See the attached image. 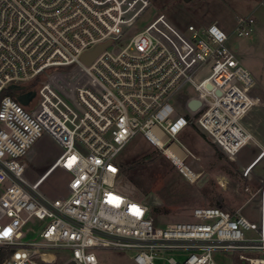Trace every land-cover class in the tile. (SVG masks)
Here are the masks:
<instances>
[{"label": "built area", "instance_id": "1", "mask_svg": "<svg viewBox=\"0 0 264 264\" xmlns=\"http://www.w3.org/2000/svg\"><path fill=\"white\" fill-rule=\"evenodd\" d=\"M151 6L0 0L2 264H53L52 250L72 252L64 264H100L102 249L135 251L136 264H216L215 251L264 264V206L260 222L215 206L161 228L148 203L121 189L119 156L138 136L174 164L167 150L190 125L231 158L258 144L244 125L255 78L232 40L250 36L252 20L240 18L233 34L218 23L183 30L164 13L142 23ZM107 43L87 65L83 56ZM32 92L28 105L18 100ZM45 135L62 150L49 172L68 174L65 197L48 199L43 177L26 178Z\"/></svg>", "mask_w": 264, "mask_h": 264}, {"label": "rangeland", "instance_id": "2", "mask_svg": "<svg viewBox=\"0 0 264 264\" xmlns=\"http://www.w3.org/2000/svg\"><path fill=\"white\" fill-rule=\"evenodd\" d=\"M151 2L142 23L151 20L156 13H164L183 30L191 24L200 27L220 23L229 34H233L240 18L252 20L251 35L234 36L232 40L238 45V59L255 78L252 96L256 103L245 117L244 125L254 134L258 144L246 147L231 158L190 125L178 136L177 145L182 149L185 164L184 168H179L163 151L138 136L119 156L121 189L148 203L161 228L193 220L192 213L196 208L220 205L230 213H240L253 222H260L264 159L252 171L249 168L264 150V0ZM61 152L57 143L45 135L34 145L27 159L26 178L30 183L38 182L49 173L39 187V192L48 199L65 197L69 193L68 174L60 168L49 172ZM51 252L57 258L53 264H64L72 257L69 250ZM134 254L135 251L102 249L98 258L100 264H136L132 259ZM161 255L170 257L174 253ZM239 256V252L233 251L214 252L216 264H247Z\"/></svg>", "mask_w": 264, "mask_h": 264}, {"label": "water", "instance_id": "3", "mask_svg": "<svg viewBox=\"0 0 264 264\" xmlns=\"http://www.w3.org/2000/svg\"><path fill=\"white\" fill-rule=\"evenodd\" d=\"M110 43H107V44H103V45H99L95 51L91 52V53H86L84 56H83V60L85 61V63L87 65H90L94 60L95 58L109 45ZM21 87H18V86H13L12 87V90L13 91H17L19 90ZM35 96V93L32 92V93H29L27 95H24V96H19L18 97V100L24 104V105H28L29 102L33 99V97ZM200 105L199 102L197 101H194L192 104H191V107L196 109L198 108ZM156 224H157V221H156Z\"/></svg>", "mask_w": 264, "mask_h": 264}, {"label": "crops", "instance_id": "4", "mask_svg": "<svg viewBox=\"0 0 264 264\" xmlns=\"http://www.w3.org/2000/svg\"><path fill=\"white\" fill-rule=\"evenodd\" d=\"M220 24V23H219ZM223 27V26H222ZM224 28V27H223ZM176 150L179 152V154L181 153V155L183 154L181 151H182V149H180V147H177L176 148ZM264 159V151L263 152H261L259 155H258V157L252 162V164L250 165V168H249V171H252L262 160ZM184 166H185V164H184ZM53 171V170H52ZM52 171H50V173L52 172ZM49 175V173L48 174H46L44 177H43V179L41 180V183L46 179V177ZM40 183V185H42ZM263 206H264V189H263V195H262V203H261V211H262V208H263Z\"/></svg>", "mask_w": 264, "mask_h": 264}, {"label": "bare ground", "instance_id": "5", "mask_svg": "<svg viewBox=\"0 0 264 264\" xmlns=\"http://www.w3.org/2000/svg\"><path fill=\"white\" fill-rule=\"evenodd\" d=\"M167 154L169 155L170 158H172L176 164L178 165L179 168H184V163L182 161V155L181 153L176 150L174 146L170 147L167 150Z\"/></svg>", "mask_w": 264, "mask_h": 264}, {"label": "trees", "instance_id": "6", "mask_svg": "<svg viewBox=\"0 0 264 264\" xmlns=\"http://www.w3.org/2000/svg\"><path fill=\"white\" fill-rule=\"evenodd\" d=\"M217 207H220V208H222V209H224V210H227V209H225L223 206H217ZM157 210H155V212H156ZM156 218V217H155ZM157 219V218H156ZM8 256V253L6 252V251H2V250H0V264H2V262L5 260V258Z\"/></svg>", "mask_w": 264, "mask_h": 264}, {"label": "snow or ice", "instance_id": "7", "mask_svg": "<svg viewBox=\"0 0 264 264\" xmlns=\"http://www.w3.org/2000/svg\"><path fill=\"white\" fill-rule=\"evenodd\" d=\"M73 159H75V158H73ZM113 171H115V169H113ZM137 214H139V210L137 209ZM11 230L9 229V230H7L4 234L5 235H7L8 234V232H10Z\"/></svg>", "mask_w": 264, "mask_h": 264}]
</instances>
